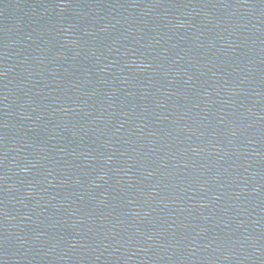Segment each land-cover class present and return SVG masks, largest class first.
I'll list each match as a JSON object with an SVG mask.
<instances>
[{
	"label": "water",
	"instance_id": "obj_1",
	"mask_svg": "<svg viewBox=\"0 0 264 264\" xmlns=\"http://www.w3.org/2000/svg\"><path fill=\"white\" fill-rule=\"evenodd\" d=\"M0 264H264V0H0Z\"/></svg>",
	"mask_w": 264,
	"mask_h": 264
}]
</instances>
